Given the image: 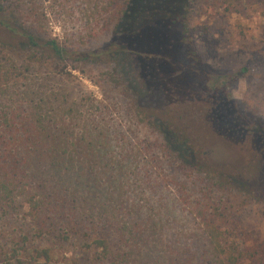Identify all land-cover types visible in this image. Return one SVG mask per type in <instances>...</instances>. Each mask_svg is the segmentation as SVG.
Masks as SVG:
<instances>
[{
	"label": "trees",
	"instance_id": "obj_1",
	"mask_svg": "<svg viewBox=\"0 0 264 264\" xmlns=\"http://www.w3.org/2000/svg\"><path fill=\"white\" fill-rule=\"evenodd\" d=\"M80 1L81 22L107 33L99 47L70 50L40 39L1 4L0 27L30 60L46 53L72 67L107 64L106 80L119 83L136 117L157 131L153 147L168 166L158 162L152 175L137 160L152 145L115 151L108 126L75 120L31 89L14 87L15 66L0 59V264H264L263 243L240 247L228 238L238 231L227 218L232 177L193 157L197 149L205 156L198 142L207 144L210 134L249 151L256 176L248 184L264 201V126L235 113L226 90L245 67L216 72L191 40L192 12H239L249 4L264 16V0ZM0 44V51L11 49ZM174 67L192 70L187 96L169 84ZM169 168L188 184L170 180ZM168 184L171 196L163 190ZM174 212L193 217V233L177 229ZM56 249L66 256L57 260Z\"/></svg>",
	"mask_w": 264,
	"mask_h": 264
},
{
	"label": "rangeland",
	"instance_id": "obj_2",
	"mask_svg": "<svg viewBox=\"0 0 264 264\" xmlns=\"http://www.w3.org/2000/svg\"><path fill=\"white\" fill-rule=\"evenodd\" d=\"M80 2L71 0L65 4L56 0H0L4 9L8 7L17 16V24L40 39L53 38L58 45L70 50H88L105 44L107 33L100 30L99 24L85 25L81 22ZM82 2L83 6L86 1ZM191 23L195 26L191 40L203 63L223 73L236 72L245 67L226 90L235 113L244 116L252 124L260 123V126H264V16L260 10L248 4L239 12L226 9L207 11L204 14L192 12ZM0 42L11 47L7 52L0 51V59L14 64V73L17 75L13 81L14 87L20 90L26 88L27 92L31 89L36 97L47 99L48 103L51 101L59 113L67 110L65 115L75 120L88 119L94 126H108L110 142L114 144L115 151L120 150L121 144L124 149H129L149 143L152 145L151 154L137 155V160L139 166L145 163L150 169L152 167V175L155 174L158 162L166 164V157L153 147L160 139L157 131L144 118L136 117L131 99L122 92L119 83L113 85V82L106 80L104 71L107 70V64L75 63L76 67H72L74 62L62 60L57 64L46 53L38 59L30 60L28 51L19 48V40L1 27ZM174 69L168 72L174 78L169 84L175 92L187 96L193 82L190 76L192 70ZM186 124L196 126V130L200 129L199 125L188 119ZM198 139L201 140V137ZM206 143L203 140L198 142L206 153L201 156L197 149L193 156L195 161L207 158L220 174L232 177V190L226 198L233 205L227 209V218L237 226L238 231L229 233L228 238L235 239L240 247L251 244V240L264 244V201L248 184L256 176V169L247 162L250 160V152L212 134L208 135ZM168 173V178L173 177L170 180L188 184L180 172L169 168ZM163 190L168 196L175 192L171 184ZM171 219L178 220L175 224L180 232L186 230V233H193V217H180L174 212ZM52 252L57 260H61L62 254L66 256L59 249Z\"/></svg>",
	"mask_w": 264,
	"mask_h": 264
}]
</instances>
